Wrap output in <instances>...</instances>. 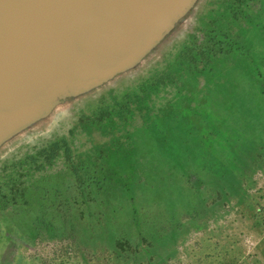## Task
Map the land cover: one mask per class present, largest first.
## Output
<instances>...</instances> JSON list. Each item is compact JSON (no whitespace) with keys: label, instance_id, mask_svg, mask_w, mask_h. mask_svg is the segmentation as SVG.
<instances>
[{"label":"rangeland","instance_id":"1","mask_svg":"<svg viewBox=\"0 0 264 264\" xmlns=\"http://www.w3.org/2000/svg\"><path fill=\"white\" fill-rule=\"evenodd\" d=\"M175 57L194 64L199 74L187 71L172 99L185 103H170L173 112L154 116L155 127L146 132L147 113L155 115L161 102L173 96V87L158 99L151 92L143 100L142 84L152 68L159 75ZM256 115L264 126V0H198L137 66L62 101L0 144V264H224L220 253L232 260L237 256L233 264H264V230L254 225L250 206L256 199L264 215V148L259 146L256 154L254 184L228 189L204 157L192 161L191 182L185 181L174 160L161 161V143L150 136L158 137L162 126L172 136L185 134L184 144L176 138L169 143L173 154L182 149L190 155L209 134L231 135L223 141L220 137L216 145L232 147ZM52 141H66L70 151L61 148L47 162L39 152ZM68 155L78 164L72 167ZM117 164L125 175L108 166ZM77 173L84 185L76 183ZM172 187L188 194L194 205L204 202V210L190 216L192 223L186 212L169 218L178 229L184 226L176 255L159 249L162 257L149 263L140 256L148 253L147 240L140 239L148 228L131 226L126 234L121 228L126 226L125 211L130 209L138 215L132 219L145 224L147 218L159 217L154 223L166 231L172 227L167 216L176 206L168 210L158 204V192L177 197ZM114 197L125 200L122 209L112 207ZM94 215L102 226L93 234L97 247L76 228ZM108 230L116 236L107 240ZM134 242L138 254L131 252Z\"/></svg>","mask_w":264,"mask_h":264},{"label":"water","instance_id":"2","mask_svg":"<svg viewBox=\"0 0 264 264\" xmlns=\"http://www.w3.org/2000/svg\"><path fill=\"white\" fill-rule=\"evenodd\" d=\"M198 0H0V144L137 66Z\"/></svg>","mask_w":264,"mask_h":264},{"label":"trees","instance_id":"3","mask_svg":"<svg viewBox=\"0 0 264 264\" xmlns=\"http://www.w3.org/2000/svg\"><path fill=\"white\" fill-rule=\"evenodd\" d=\"M169 61H167L166 63L167 65L166 64L163 65V69H166V70L159 75L156 74L158 69L152 68V70H150V73H151L150 78L146 81V83L142 84V87L140 90V93L142 95L141 99L148 100L151 92H153L155 97L158 99L159 97L162 96L161 94L162 92H165L166 89H168L171 86L173 87L172 89L173 96L167 97L168 99L166 98L169 101L164 102V103L161 102V105L157 109V112L155 115L153 113H147V117L145 118L146 124L143 126L146 132H150V130L155 127L154 122L156 118H154V116H158V114L162 113L163 110H165V112H173L172 107L170 106V103L175 102V101L180 104L185 103V100H172V99L174 98L175 94L178 93V91H180V88L182 89L181 82L186 79L187 71L194 70L197 72V74H199V71L192 63H190L189 65H185L184 62L181 61L178 57L172 58ZM192 61L194 62V60ZM150 110L151 108L149 107L148 111ZM258 113L261 115L260 111ZM260 115L259 116L256 115V117H250L253 119L252 125L249 126L248 129L245 130L241 135L238 134L239 137H235L234 144L232 147L219 146L218 148L216 143L218 142V139L221 136L218 138L213 134H209L207 136L201 137L202 141L198 143V145L195 147V150L192 151L190 155L187 152L183 151L182 149H178V151L175 152L176 154H173L168 148L169 143L172 142V140L176 138V140L180 143V145L184 144L185 134L178 135V136H175V135L172 136L170 129L169 128L167 129L166 126H162L159 129L160 133L158 137L155 136V139H154L151 134L150 136L152 140L154 141L157 140L158 145L161 143L160 147H162V153L159 151V154L161 153V156H160L161 161L172 163V160H174L173 167L177 169L176 173L178 174L180 173L181 175L183 174L184 177L187 179L185 181L191 182L189 176L193 173V166L196 164V163H193L192 161L200 157H204V158H207V160L209 161L208 165L212 166V168L217 173V175L220 174V176L223 177L222 180H224V185H223L224 187L228 189H230L229 187H231L232 189V185H236V186H241L243 189L245 188V185L250 186L254 184L252 173H254L255 171L254 162L257 160L256 154L258 153V151L260 153L262 147L264 148V126L262 124H259L258 122V120L260 119ZM193 135L194 134L190 133V138H192ZM162 136L163 138H161ZM229 136H222L221 137L222 141L224 137H229ZM48 144L49 145L46 148L40 149V152H39L40 154H44L43 157L46 158L47 162L49 161L51 156L54 154H57V152L60 151L61 148H63L64 152L66 153L70 151V148L67 145L66 141H62V142L52 141V143H48ZM199 145L202 146L200 149L198 147ZM259 146H261L260 149H258ZM45 151H48V153ZM133 154L136 155L134 152ZM77 158L80 162H83V158H80L79 156H77ZM68 159L72 162L71 164L72 167H74V164L75 165L78 164L74 160V158L71 157V155H68ZM126 161H127V164L130 163L128 160ZM108 166L113 167L112 169L114 172H116L117 170L122 175L123 174L125 175L124 170L121 169L120 165L117 164L115 166L114 165L113 166L108 165ZM76 175H77L76 183L79 182L80 185H84L85 183L84 178H82V176H80L78 173ZM118 186H116V188ZM107 191L109 192V190ZM170 192L173 194L176 193L178 198L176 196L175 197L172 196L168 192H163V193L161 191L158 192L159 197H160L158 204L162 205L165 209H168V210H172L176 206L173 213L167 216L168 218L166 222L168 224H171L172 227L170 228L166 227L165 228L166 231L160 228L159 225H155L154 221L158 220L159 217L154 216V218H147V223L145 224L140 221L135 222L134 219L137 218L138 215L136 213H133L130 209H127L125 211V214L127 215V217L125 218L126 226L125 227L122 226L121 228L127 231L126 234L128 232H131L130 231L131 226L133 227V229L135 226L137 230H139L140 227L148 228V231H146L142 235V237L140 236V239L142 238V240L144 241L147 240L148 253L147 255L140 254V256L147 258L149 260V263L154 262L153 257L155 256L161 258L163 254L162 252L163 249L165 252H168L169 255H172L174 257L176 255V251H177L176 242L179 239L178 237L181 235L180 232L181 233L183 232L184 226L178 229L175 223H170L168 221L169 218L176 219L177 215L179 216V215H182L183 212H186L187 216H189L188 220L190 223L192 221L190 219V216L200 215L198 214V209L202 211L204 210L203 209V206L205 205L204 202L203 203L200 202L199 204L194 205V202L191 199V197H189L188 194H186L180 188L172 187L170 188ZM113 199L115 200L113 204H111L112 207L117 206L119 209H122V206L125 205V200H121V198H117V197H114ZM174 199H177V201H180V202L176 205V200ZM190 199L192 203L190 202ZM252 201L253 203H250V206H251L252 213H253L252 216L255 219L254 225L258 229L264 230V215H262L263 213L260 212V209H258L256 205L257 204L256 199H252ZM176 212H180V213L176 214ZM132 216L134 217V219H132L133 218ZM76 228L79 229V232L81 231L83 233V237L87 241L91 242V247H97L95 243V237L93 234L97 233L102 228V226L96 220L95 215L87 220V225L83 226L80 224ZM74 229L75 228H73L72 230ZM60 230L62 232H65L63 228H61ZM120 233L125 234L123 230H121ZM105 235H106L107 240L108 238L111 239L113 236H116V234L112 232L111 230H108L107 233H105ZM125 235H123V237ZM100 236L101 235L99 234V237ZM137 244H138L137 242H134L133 246L129 245L130 247H132L130 248L132 253L138 254V252H136V250L133 249ZM159 249H162V250H159ZM164 259L165 258L163 255L161 262H163ZM218 259L224 264H233L238 260L237 256L234 257L232 260V258H229L223 255L222 253L218 254ZM116 260H118V258ZM109 263L110 262H108L107 264Z\"/></svg>","mask_w":264,"mask_h":264}]
</instances>
